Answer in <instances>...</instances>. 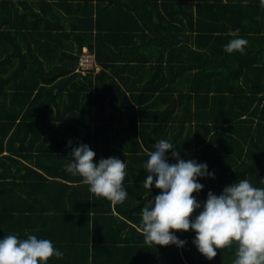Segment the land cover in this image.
Returning a JSON list of instances; mask_svg holds the SVG:
<instances>
[{
  "label": "trees",
  "instance_id": "trees-1",
  "mask_svg": "<svg viewBox=\"0 0 264 264\" xmlns=\"http://www.w3.org/2000/svg\"><path fill=\"white\" fill-rule=\"evenodd\" d=\"M236 29L243 55L224 50ZM84 48L98 73L78 71ZM160 139L214 172L193 193L200 202L238 179L264 188L260 0H0V238H23L24 221L64 253L52 264H232L235 244L208 260L191 230L176 232L182 248L145 244L141 210L160 190L144 188L142 166ZM69 140L94 162L125 160L122 204L65 171ZM59 186L78 203L65 212L90 216L72 237L49 239L32 212Z\"/></svg>",
  "mask_w": 264,
  "mask_h": 264
},
{
  "label": "clouds",
  "instance_id": "clouds-1",
  "mask_svg": "<svg viewBox=\"0 0 264 264\" xmlns=\"http://www.w3.org/2000/svg\"><path fill=\"white\" fill-rule=\"evenodd\" d=\"M264 6V0H260ZM232 32L224 50L231 54H244L248 40ZM69 163L65 171L81 177V183L97 198L122 204L129 193L124 185L126 162L117 157H101L94 162L96 153L80 142L73 146L69 140ZM171 152L175 163H169ZM142 168L146 172L143 186L160 192L141 210V227L144 242L149 246L174 245L182 248L186 241L176 232L195 233L193 245L206 259L216 257L217 249L236 246L232 264H264V188L253 186L248 179L225 186L219 195L208 191L206 200L200 202L199 194L204 185L199 181L214 179L205 162L184 160L173 143L160 139ZM264 182V180H262ZM194 213H196L194 215ZM48 239L29 234L27 238L9 234L0 238V264H47L49 258H63Z\"/></svg>",
  "mask_w": 264,
  "mask_h": 264
},
{
  "label": "crops",
  "instance_id": "crops-1",
  "mask_svg": "<svg viewBox=\"0 0 264 264\" xmlns=\"http://www.w3.org/2000/svg\"><path fill=\"white\" fill-rule=\"evenodd\" d=\"M182 154H180V156ZM205 160L208 162L213 161L212 158L211 160L205 158ZM59 182L65 183V181L63 180ZM40 201L41 203L38 205V207L41 206L45 209L39 210L38 212L34 211L32 212V214L34 215L35 218H38V220L41 223V227L44 228L45 231L49 232L50 234L48 236L49 239L50 237L56 238L59 235L60 236L64 235L63 237L65 236L72 237L74 233H77V230L79 229L78 226L87 223V220L80 218H83L86 215L90 216V213H85V212L81 214L80 212L67 213L64 211L67 207L69 208L71 206V202H73L75 205L78 204L76 196L71 189H66L60 186L54 189L52 187L50 189L45 188V192L42 194ZM25 215L27 217L31 216L27 214ZM67 221H68V225L66 224ZM62 222L66 226V230H63ZM23 223L25 227V229H23V232L25 234L23 238H27V235L29 234L33 235L34 232L38 230L32 227L27 228L28 224L25 223L24 221ZM50 241L52 242L53 240L50 239ZM81 249H83L82 246ZM48 263L49 264L53 263L52 257L49 258Z\"/></svg>",
  "mask_w": 264,
  "mask_h": 264
},
{
  "label": "built area",
  "instance_id": "built-area-1",
  "mask_svg": "<svg viewBox=\"0 0 264 264\" xmlns=\"http://www.w3.org/2000/svg\"><path fill=\"white\" fill-rule=\"evenodd\" d=\"M82 74H87L89 71H94L98 73L100 67L96 62L95 55L90 53L87 48H84L80 58V68L78 69Z\"/></svg>",
  "mask_w": 264,
  "mask_h": 264
}]
</instances>
